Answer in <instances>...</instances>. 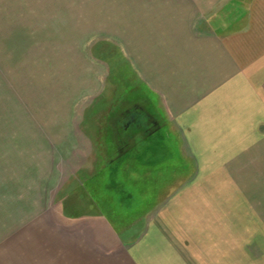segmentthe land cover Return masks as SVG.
<instances>
[{
  "label": "crops",
  "instance_id": "1",
  "mask_svg": "<svg viewBox=\"0 0 264 264\" xmlns=\"http://www.w3.org/2000/svg\"><path fill=\"white\" fill-rule=\"evenodd\" d=\"M7 16L0 38L8 40L2 50L11 52L15 73L32 74L26 59L43 41L32 35L61 43L48 51L54 64L46 71L56 76L51 89L66 101L53 128L30 120L8 135L12 146L0 148V210L14 205L16 218L0 222V264H262L257 231L247 235L245 220L264 218V210L230 188L244 184L242 172L257 169L264 0H14ZM48 42H41L43 50ZM113 57L160 102L190 162L186 180L172 172L164 185L169 193L155 198L137 225L121 228L103 212L73 211L65 221L52 207L55 196L66 203L81 180L92 177L80 175L88 168L85 151L94 148L85 138L94 137L85 128L90 102L73 109L76 81L101 96L97 76L107 65L114 72ZM85 72L93 75L86 83ZM99 101L93 106L107 104ZM246 202L253 210L247 212Z\"/></svg>",
  "mask_w": 264,
  "mask_h": 264
},
{
  "label": "rangeland",
  "instance_id": "2",
  "mask_svg": "<svg viewBox=\"0 0 264 264\" xmlns=\"http://www.w3.org/2000/svg\"><path fill=\"white\" fill-rule=\"evenodd\" d=\"M15 1L16 3L18 2L22 5L23 2H28L29 0ZM13 2L14 0H0V25L2 24L3 26L4 19L8 18V8L13 7ZM1 29L2 28L0 27V30ZM6 38L8 37L6 36ZM32 39L33 41L38 39L43 40L41 42L45 44V41L48 42V40L51 38H45L44 35L36 34L32 35ZM6 41L8 40H4V37L0 38V148L3 149L12 144V139H8V135H11L13 130L19 128L20 126L29 125L30 120H32L34 125L39 124L44 130L53 128L55 125L54 120L56 119V116H58V105H60L62 102L65 103L66 101L62 92H58L57 94L51 89L50 84H52V80L56 76L51 74L49 77H47L48 73L46 71V68L48 67L52 69V65L54 64V59H46L48 53L51 55V53L48 51L50 49L55 50L52 47H55L61 43L57 42L58 40H56V38H52L51 42L54 46H51L48 42L49 45H46L48 46V50H43L41 46L45 45H43L41 42H35L33 47L30 49L33 52L31 53L33 58L26 59L28 63H30V66H28L30 68V73L32 72V74L22 75L15 73L17 69L12 65L14 60L11 56V52L8 53V50H6V52L3 54L2 48H4V43ZM37 56H39V58L35 59ZM40 56L43 57L41 58ZM111 61L115 67V73L113 72V75L110 74L108 71L109 66L107 65L103 71L101 69L102 75L97 76L99 87L101 86L102 89L103 86L104 88L102 95L99 96L98 93L93 94L94 89L93 91L87 90L85 88L82 90L80 84L81 79H79V81H76L79 83V85L76 87L78 95H75L76 101H73V109L75 107V110L79 105L81 106V104H85L86 106L90 102L88 107H86V113L88 116L85 128L94 138L89 140L85 138V142L87 144H93L94 148L91 149V151H85V153L88 155L86 158L88 168L80 175L83 177V179H85L90 172L92 177H88L89 179L86 180V186L89 191H91L99 207L95 206V208L92 209V200H90L88 197L80 196L81 189L78 187L75 193L66 197L67 201L64 204L60 195L55 196V201H53L52 207L55 214L59 215L60 219L63 220H65L67 216H70L68 214L73 211L77 212V214L79 213L80 215L86 214V216H89L92 214L90 212L95 211V209L99 213V208L108 217L111 215L113 224L124 227L133 224L141 215H143L136 212H138V210H144L146 207L143 206L139 208L135 202L142 201L143 203L148 204V202H150L151 204L155 198L161 199L165 193L167 195L171 189V186L170 188H165L164 185L169 181L172 172L176 174L175 178L177 181L186 180L185 178L189 176L188 168L190 169V162L188 163L183 153H181L182 144L179 148V152H174L172 148V140L175 139V136L171 131L167 133L166 128L169 127L170 130H175V128L169 116L164 114L161 110L159 106L160 102L156 97L153 98V100H155V105L152 107V113H154L155 119H157L156 117L158 116L165 120L163 137H156L153 141L151 140L153 145L151 148L154 152V159H151V163H154V165L158 167H153L152 169V166L148 167L147 165H137V163L133 162L126 163L125 161L122 162L119 158H116V153H113V151H115V149H113V141L108 140L106 142L105 139L101 138L104 132L103 130L110 129L111 131L113 126L112 123L116 119L115 117L120 114L118 111L121 109L124 110L125 106L131 109L134 106V102L139 101V106L143 108L147 102L140 99V97L143 96L142 92L147 93L148 91L147 89L143 91V86L138 84L139 82H137L135 76L129 71V68L125 66L124 61L121 58L118 59L117 57H113ZM102 63L106 65L104 61ZM22 65L23 64L20 65V69L24 67ZM85 73L86 74L82 79L84 83L87 82L89 76H92L93 78V75H88V72ZM57 78L59 79L58 82L60 83L61 76H58ZM97 80L95 81L97 82ZM87 84L89 85V83ZM69 88L71 89L72 86ZM101 89L99 88V90ZM14 91L16 92L17 96L18 94H22L21 99L18 97L15 98ZM60 94L61 99H59ZM94 96L95 99H93ZM125 98L126 101H123ZM98 100H104L107 104H105L103 107H94V102ZM104 101H99V105ZM262 103H264V99ZM92 112L93 114L95 112L96 113L91 117ZM18 114H20V117H18ZM95 116L96 119L94 120ZM258 119L260 120L258 121ZM115 126L116 125H114V127ZM119 127L120 124L118 125V128ZM70 130H73L72 124H70ZM95 149L99 151V153L97 151L98 154L94 151ZM4 157L6 156L3 155V158ZM121 162L123 163V166L119 165ZM183 165H187V167L184 169ZM175 166L178 167L177 169L179 171H173ZM7 174H9V172ZM238 178L241 179L242 183L244 184L239 187L231 186L230 194L239 195L241 198L245 197L247 200H254L255 206L258 209L262 208V210H264V202L262 205H260V198L257 203V189L259 190L258 197H260L261 191L264 197V187H261L263 183L261 182V179H259L264 178L263 108L261 115L260 111L257 113V169L242 172ZM157 184H160V186L156 187L155 185ZM3 198H5V195ZM77 198L80 199L79 203ZM24 199H26V197ZM6 200H8V197H6ZM35 202H33L34 208ZM246 203L247 212L253 210L250 204L248 202ZM64 205L68 206L67 212L63 209ZM13 207L14 205L11 207V209ZM11 209L0 210V222L3 223L6 220L13 222L16 220V218L13 216V212H11ZM245 221L247 226V235L248 230L255 228L257 231V260L260 257L262 259L264 258V218H247ZM3 226L6 225L3 224ZM20 236L25 237L26 239L30 237L27 232H23ZM22 243L24 244L25 242L22 240ZM262 264H264V259Z\"/></svg>",
  "mask_w": 264,
  "mask_h": 264
},
{
  "label": "flooded vegetation",
  "instance_id": "3",
  "mask_svg": "<svg viewBox=\"0 0 264 264\" xmlns=\"http://www.w3.org/2000/svg\"><path fill=\"white\" fill-rule=\"evenodd\" d=\"M148 97L145 95L140 97L147 102L143 108L139 106V101H136L133 108L129 109L125 106L124 110L120 112V115H123V119H125L123 126L128 129L119 131L120 134L117 135L116 143L113 145L115 149L113 152L116 153V158L122 162L156 167L154 163H151V159H154L151 140L163 137L165 125L161 128L157 126L154 113H152L153 105ZM123 101H126V98ZM151 128L156 131L148 135ZM122 162L119 165L123 166Z\"/></svg>",
  "mask_w": 264,
  "mask_h": 264
},
{
  "label": "water",
  "instance_id": "4",
  "mask_svg": "<svg viewBox=\"0 0 264 264\" xmlns=\"http://www.w3.org/2000/svg\"><path fill=\"white\" fill-rule=\"evenodd\" d=\"M145 89L143 88V91H144ZM142 94L143 95H145V96H147V93H145V92H142ZM149 97H152V96H150L149 95ZM153 98L154 97H152V98H149V100L151 101V103H152V105L154 106L155 104V100H153ZM122 111V109L120 110V111H118V112H121ZM152 115V114H151ZM116 119L114 120V122L112 123V129H111V131H110V129H106V130H103L104 132H103V135L101 136V138H103V139H105L106 140V142L108 141V140H112L113 141V145L116 143L115 142V139H117V135L118 134H120L119 133V131H121L122 129H124V131H125V129H128V128H124V126H123V123L125 122V119H123V115H118V116H116L115 117ZM157 119H156V123H157V126L159 127V128H161L162 126H164L165 125V120L163 119V118H161V117H156ZM111 119V118H110ZM111 121H112V119H111ZM110 121V122H111ZM120 124V127L118 128V125ZM111 125V124H110ZM114 125H116L115 127H114ZM130 129V128H129ZM156 130L155 129H149V133H148V135H150V134H153L154 132H155ZM101 145H102V143H101ZM112 147V146H111ZM114 149V148H113ZM114 153V152H113ZM79 189H81V195L80 196H82V197H88L90 200H92V209H94L95 208V206H98V204H97V202L95 201V199H94V197H93V195H92V193H91V191H89V189L87 188V186H86V180H81V182H80V185H79ZM74 193H75V191H74ZM89 200V201H90ZM99 207V206H98ZM98 210H99V212H102L99 208H98ZM95 211L97 212V210L95 209ZM136 222H134L133 224H131V226L130 227H133V226H135V225H137V223L135 224Z\"/></svg>",
  "mask_w": 264,
  "mask_h": 264
},
{
  "label": "trees",
  "instance_id": "5",
  "mask_svg": "<svg viewBox=\"0 0 264 264\" xmlns=\"http://www.w3.org/2000/svg\"><path fill=\"white\" fill-rule=\"evenodd\" d=\"M167 128H168V130H167ZM166 128V131H167V133L169 132V131H171V132H173V134H174V140H172V148H173V150H174V152H179V148H180V146H181V140H180V138H179V135H178V133L175 131V130H170V128L169 127H167ZM184 166V165H183ZM184 168H185V166H184ZM156 187H157V185H155ZM104 203V202H103ZM102 203V204H103ZM138 206H139V208L140 207H143V206H145L146 208L144 209V210H138V212H136V213H138V214H143V212H145L146 211V209L149 207V206H151V205H153V202H151V204H150V202H148V204H146V203H143L142 201H139V202H135ZM136 206V205H135ZM137 214V215H138ZM109 218L111 219V221H112V218H111V215L109 216ZM114 221V220H113ZM116 226H117V228H121V227H123V226H118L117 224H116Z\"/></svg>",
  "mask_w": 264,
  "mask_h": 264
}]
</instances>
